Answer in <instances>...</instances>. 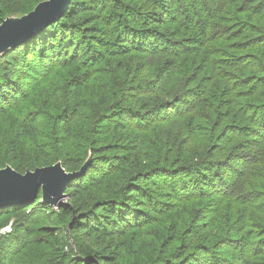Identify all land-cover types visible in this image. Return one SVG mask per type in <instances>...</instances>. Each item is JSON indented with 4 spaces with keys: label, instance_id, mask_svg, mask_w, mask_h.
I'll return each mask as SVG.
<instances>
[{
    "label": "rangeland",
    "instance_id": "obj_1",
    "mask_svg": "<svg viewBox=\"0 0 264 264\" xmlns=\"http://www.w3.org/2000/svg\"><path fill=\"white\" fill-rule=\"evenodd\" d=\"M251 1L254 3L251 2L252 10L257 9L261 3L264 5V0ZM175 2L179 1L170 0L169 8L174 6L178 9V6H182L179 3L175 7ZM130 3L139 8L136 1L131 0ZM260 11L264 14V6ZM97 15L101 18L96 15H81V20H85L81 24V20L77 18L72 20L82 29H95L90 37L79 33L75 41L76 46L69 53H79L78 59L82 62L81 66L75 67L78 68V73L86 72L100 77L104 81L103 84H108V81L114 78L118 82L126 81L125 86L119 85L123 93L116 97L114 103L118 105L111 111L109 120H99L98 125L111 129L110 139L104 142L105 145L114 144L113 147L102 150L108 151L112 156L116 154L122 159L118 162L112 157L111 160L115 161L118 167L125 163L121 171L117 170L116 166L100 165L98 172L94 173V178L90 176L85 182L89 190L83 193V198L93 205L96 198L89 196L92 195L90 192L97 196L102 194L101 198L105 201L108 198L112 200L117 192L124 189L128 182L127 177L138 176L141 172L148 173L156 166L164 168L161 176L158 174L141 182L145 194L138 202L140 211L135 214L136 217L142 218L140 222L132 224L124 235L121 257L117 263L155 264L164 259L162 257H169L172 262L183 254L185 257L197 255L203 246L211 250L210 264H220L223 256L232 260L234 255L241 252L242 241L240 235L235 234L240 232L239 229H264V214L253 211L251 204L247 203L249 196L260 198L257 200L260 203L264 202V197L261 196L264 195L261 176L255 174L253 179L247 172V169L256 172L261 166V159L264 165V82L255 81L253 89L254 95L257 96H242L243 90L246 91L245 89L252 85L251 80L257 75L258 68L262 67L264 61L257 65L250 64V69L241 72V75L251 78L247 81L250 83L241 88L236 80L221 78L223 73L220 71L226 68L222 60L215 59L224 57L216 49H211L209 38L206 44L210 49L206 51L200 44L196 61L198 46L193 43L194 40L178 36L177 28L182 25L178 23L179 14L173 19H169L172 16L164 19L162 14L157 18L140 16L144 20L142 25L135 23L133 18L125 17V14H111L108 10L100 11ZM248 15L251 16L250 13L242 14L241 20L247 19ZM218 22L238 30L243 26L240 19L238 22L227 19ZM136 27H143V38L160 34L165 40L164 45L169 47L170 51L174 50L176 56L171 53L172 57L167 54L166 59L159 58L157 51L152 52L153 40L145 41L150 47L145 46L147 49L142 50L139 41L135 44L126 36L125 30ZM94 37L96 39H93ZM247 37L250 38V35ZM171 40L175 41V45ZM171 45L176 46L177 50ZM216 45L222 44L217 42ZM21 51L8 55L0 62V78L15 75V78L21 81V94L27 92L32 100L39 103L46 95L42 92L43 81L74 69L61 65L64 61L63 55L55 61L46 57L44 64L39 57L24 64ZM233 53L241 55L243 52L238 49ZM184 58L186 60L181 61L184 66L197 68L196 71L188 73V79L176 74L178 62ZM229 74L238 77L240 71H229ZM229 83H236L235 87L232 85L234 90L241 89L230 95L236 110H232L231 100L225 95ZM95 89H101L99 94L95 91L97 100L102 101H96L99 108L103 99L111 96L105 92L103 85ZM169 89L170 93L174 89L185 92L178 102L160 112L163 110L159 108L160 105L170 103L174 99L170 93L165 95ZM88 96L94 97L92 90ZM260 104L262 108H259ZM119 105L122 108L118 110ZM250 106H253L252 109ZM127 109L137 112L143 119L137 120V114ZM202 115L207 117L203 118ZM5 123H0V152ZM239 126L246 130V134L237 133ZM116 143L121 146L119 151L114 150ZM22 144L21 154L26 159L29 145L27 142ZM108 152L102 157L110 155ZM239 159L244 161L238 162ZM257 161L259 162L256 163ZM212 163H216L218 167L223 166L224 172L218 174L213 169L210 173L212 179L209 181L212 180L214 184L204 188L200 184V191L194 190L193 184L196 181L191 177L192 170L184 173L186 170L183 167L200 166L201 170L205 171ZM93 179L96 181H92L93 184L90 185V180ZM64 202L68 208H59L66 209L61 212L58 209L52 220L41 216L29 218V229L34 233L29 242L42 240L44 245L60 251L66 264H76L82 248L85 250L89 246L84 244L79 236H74L69 229L72 218L69 208H73L74 197L69 194ZM5 212L7 210L3 213ZM244 213L248 214L243 221ZM13 222L14 220L6 217L0 221L1 236L13 231ZM45 229L53 231L42 233ZM235 262L239 263L238 260Z\"/></svg>",
    "mask_w": 264,
    "mask_h": 264
},
{
    "label": "trees",
    "instance_id": "obj_2",
    "mask_svg": "<svg viewBox=\"0 0 264 264\" xmlns=\"http://www.w3.org/2000/svg\"><path fill=\"white\" fill-rule=\"evenodd\" d=\"M42 1L45 0H0V23L8 16H21L32 12ZM130 1L72 0L69 12L59 22L51 25L29 43L0 58V62L4 61L5 57L22 49L21 57L24 64L38 57L44 64V58L46 59V57L50 58L51 61H55L56 58L63 55L64 61L60 64L66 68H74L65 74L51 76L52 78L46 81L47 83L43 81L42 92L46 95L40 99V103L32 100L27 92L21 94V81L19 78H15V75L0 78V116L2 118L0 123L6 122V127L1 136L3 140L0 152V169L10 166L15 171L24 174L27 171L52 166L61 161L67 172H74L78 171L86 162L89 154H92L94 162L89 168L87 175L73 181L66 191L75 200L73 208H69L72 216L69 225L70 232L74 236H79L81 241L89 246L85 250L81 247L82 251L79 253L76 264H119L117 262L121 257L122 239L131 225L137 221L140 222L142 218V216L141 218L136 217V212L140 211L138 202H140L142 195L145 194L141 182L147 178H154L158 174L161 176L164 173L162 172L164 170L163 167L156 166L148 173L141 172L138 176L127 177L128 182L125 184L124 189L117 192L112 200L108 198L105 201L104 198H101L102 194L97 196L94 195L95 193L90 192L89 194L92 195L89 196L96 198V202L93 205L89 204L86 198H83V193L89 190L88 186H85V182L90 176L94 178L100 165L116 166L117 170L121 171L122 165L125 163L118 167L115 161L120 162L122 159L116 154L112 156L108 151L102 150L103 148L113 147L114 144L105 145L104 142L110 139L111 129L107 128V126H101V122V127L98 125L99 120H109L111 111L115 110V106L118 105L114 102L123 93L120 86H125L126 81L124 80V84L122 80L118 82L114 78L108 81V84H103L104 81L100 77L86 72L78 73V68L75 67L77 65L81 66L82 62L78 59L79 53L75 52L70 55L69 52L76 46L75 41H77L79 33L90 37L89 35L95 29L94 27L82 29L79 24L85 22V20H81V15H84V17L96 15L98 17L97 13L108 10L111 14H125V17L133 18L135 23L142 25L144 20L140 16L157 18L159 14H162L164 19L169 18V16H172L169 19H173L177 18V14H179L180 20L178 23L182 25H180L181 28H177L178 36L194 40L193 43L198 46L196 49V61H198L199 57L200 44H202L201 48L206 51L210 49V46L206 44L209 38L211 40V49L213 48V51L216 49L224 57L223 59H215L222 60L224 68H226L220 71L223 73L221 78L229 77L234 79L241 88L249 84L250 82L248 83L247 81L251 79L241 75V72L244 69H250V64L257 65L264 61V14L260 11L264 6L263 3L257 9L252 10L253 5H251V2L253 3V1L251 0H178L179 2H175V7L179 3L182 6H178V9H175L174 6L169 8L170 0H134L139 8H135ZM249 4L250 7H248ZM244 13H250L251 16L248 15L247 19L241 20L240 16ZM76 18L81 20L79 24L72 22ZM209 18L211 19L208 20ZM225 19L235 22L240 19V23L243 26L238 30L218 22ZM136 28L125 30L127 32L126 36L128 39L133 40L135 44L139 41L142 50L150 47V44L147 45L145 41L153 40L152 52L157 51L160 54L159 58L166 59L167 54H170V57H172L171 53L173 55L176 54L174 50L170 51V48L164 45L165 40L162 39L160 34L143 38L141 37V34L145 32L143 27ZM152 31L155 32L154 29ZM170 32H172V29H170ZM248 35H250V38L247 37ZM93 39L96 38L94 37ZM171 42L175 45V41L171 40ZM217 42L222 45L217 46ZM239 43L240 45H238ZM173 47L176 49V46ZM238 49L243 52L241 55L233 53L234 50ZM185 60L184 58L178 62L176 74L188 79V73L192 70L196 71L197 68L184 66L181 61ZM180 66H182L181 70L179 69ZM258 70L257 75L251 80L253 81L252 85L245 89L246 91L243 90V97L257 96L254 95L255 89H253V85L257 80L264 82V62ZM229 71H240V74L238 77H234L229 74ZM102 85L111 98H104L101 107L97 108L96 101L98 100L95 97V91L99 94L101 89L94 90V88L102 87ZM232 85L235 87L236 83H229L225 95L231 100L230 106H232V110H236L234 100L231 99L232 97L230 98V95H234L241 89L234 90ZM90 90L93 91V98L88 96ZM179 90L174 89L170 93L169 89L165 93L166 96L170 93L171 98L174 99L170 103L160 105L159 108L163 109L160 112L165 111L182 98L181 96L185 91ZM259 106V108L263 107L261 104ZM252 107L250 106L251 109ZM121 108L119 105L118 110ZM127 110L137 114V120L143 119L137 112L131 109ZM201 117L207 116L202 115ZM237 133L246 134V130L239 126L237 127ZM23 142H27L29 145L26 159L21 154ZM120 149V144L116 143L114 150L119 151ZM106 152L110 155L102 157ZM112 157L116 160L112 161ZM237 161L243 162L244 159ZM260 163L261 166L256 172L251 169H247V172L253 179L255 174H259L264 186V165H262V159ZM183 168L186 170L184 173L192 170L191 174L193 176L191 177L196 181L193 184V189L198 192L200 191V184L203 188L214 184L212 180L209 181V179H212L210 178V173L213 169L218 174L224 172V169H222L224 167H218L216 163H212L210 168L205 171L201 170L200 166L191 167L190 165ZM90 181V185H92V181L96 180ZM145 189L147 188L145 187ZM247 196L249 195L247 194ZM261 196L264 197V195ZM249 197L250 200L247 203L251 204L252 210L263 215L264 202H258L257 200H260V198ZM64 209H59V212ZM56 212L57 209L43 204L42 195L40 194L35 203L29 207H13L7 209L5 213H0V221L5 217L14 220L13 231L5 236L0 234V237H2L0 238V264H66L65 258L60 255V251L57 249L53 250L46 244L44 245L42 240L29 242V239L34 237V233L30 232L31 229H29V218L41 216L52 220ZM247 214L244 213L242 215L244 216L243 221L247 218ZM256 228V230L251 231H245V227L239 229L240 232L235 234L240 235L239 238L242 241L241 252L234 255L232 260L228 256H223L219 261L220 264H264V229ZM45 230L42 233L53 231L50 229ZM51 235L55 236V234ZM210 252L211 250L208 247L203 246L201 251L195 256L191 254L185 257L183 254L178 259H173L174 261L172 262L168 259L169 257H162L164 259L155 264H210ZM235 260H238L239 263L235 262Z\"/></svg>",
    "mask_w": 264,
    "mask_h": 264
},
{
    "label": "water",
    "instance_id": "obj_3",
    "mask_svg": "<svg viewBox=\"0 0 264 264\" xmlns=\"http://www.w3.org/2000/svg\"><path fill=\"white\" fill-rule=\"evenodd\" d=\"M72 0H46L26 15H11L0 23V58L37 38L69 12ZM94 159L89 154L84 165L67 172L60 161L52 166L37 168L22 174L12 167L0 169L5 178L0 183V213L13 207H29L42 195L43 204L59 209L68 197L71 183L87 175Z\"/></svg>",
    "mask_w": 264,
    "mask_h": 264
},
{
    "label": "snow or ice",
    "instance_id": "obj_4",
    "mask_svg": "<svg viewBox=\"0 0 264 264\" xmlns=\"http://www.w3.org/2000/svg\"><path fill=\"white\" fill-rule=\"evenodd\" d=\"M4 178H5V177H4L2 174H0V183L3 182Z\"/></svg>",
    "mask_w": 264,
    "mask_h": 264
}]
</instances>
